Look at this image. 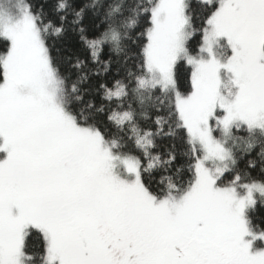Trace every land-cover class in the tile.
Returning <instances> with one entry per match:
<instances>
[{"label":"snow or ice","instance_id":"snow-or-ice-1","mask_svg":"<svg viewBox=\"0 0 264 264\" xmlns=\"http://www.w3.org/2000/svg\"><path fill=\"white\" fill-rule=\"evenodd\" d=\"M258 207L264 0H0V264H264Z\"/></svg>","mask_w":264,"mask_h":264},{"label":"trees","instance_id":"trees-1","mask_svg":"<svg viewBox=\"0 0 264 264\" xmlns=\"http://www.w3.org/2000/svg\"><path fill=\"white\" fill-rule=\"evenodd\" d=\"M45 0H33V3L37 6L43 4ZM182 86L184 88L187 87V77L189 75L188 66L185 65L184 69L182 70ZM254 218L258 223H264V207H258L257 211L254 213Z\"/></svg>","mask_w":264,"mask_h":264}]
</instances>
